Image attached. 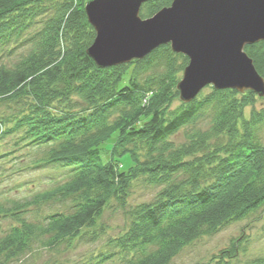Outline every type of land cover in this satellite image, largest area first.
Segmentation results:
<instances>
[{
	"label": "trees",
	"instance_id": "16d2710c",
	"mask_svg": "<svg viewBox=\"0 0 264 264\" xmlns=\"http://www.w3.org/2000/svg\"><path fill=\"white\" fill-rule=\"evenodd\" d=\"M171 3L149 0L139 16L151 18ZM84 7L83 0H0V103L12 108L0 116V139L10 138L16 150L45 151L30 168L56 166L67 176L10 215L73 197L69 211L41 222L17 218L0 256L16 255L32 239L58 250L83 230L85 241L99 240L106 207L126 210L138 185L154 195L129 207L125 231L107 243L115 252L99 262L119 256V264H169L195 240L264 208V108H255L252 91L212 87L174 106L188 58L170 45L100 69L87 54L95 31ZM244 52L264 78V41ZM181 130L185 142L177 145L171 137ZM240 246L235 239L216 264H230L245 252ZM250 263L264 264V256Z\"/></svg>",
	"mask_w": 264,
	"mask_h": 264
},
{
	"label": "water",
	"instance_id": "95a60500",
	"mask_svg": "<svg viewBox=\"0 0 264 264\" xmlns=\"http://www.w3.org/2000/svg\"><path fill=\"white\" fill-rule=\"evenodd\" d=\"M149 0H93L84 11L95 31L88 56L100 69L142 60L163 45L188 58L177 84L179 99L193 101L205 88L252 91L264 97V78L244 52L264 41V0H172L148 19Z\"/></svg>",
	"mask_w": 264,
	"mask_h": 264
},
{
	"label": "rangeland",
	"instance_id": "374dc122",
	"mask_svg": "<svg viewBox=\"0 0 264 264\" xmlns=\"http://www.w3.org/2000/svg\"><path fill=\"white\" fill-rule=\"evenodd\" d=\"M83 1L86 5L93 0ZM202 92L206 93L208 90L204 89ZM180 102L178 99L173 105L176 106ZM7 107V103H0V116H8L11 113L12 108L8 111ZM255 108H264V97H257ZM249 111L250 108L245 109V114ZM171 140L177 145L184 143L185 131L181 130L171 137ZM110 145L111 143L104 147ZM6 151L13 152L0 159V206L6 210V213L0 216V241L11 228L17 226V218L30 223L41 222L47 215L69 211L73 206V197L60 201L50 200L22 210L23 212L17 213L18 217H12L10 213L15 206L25 204L39 193L54 189L65 181L67 176L64 174L65 170L56 166L30 168L34 165L33 162L45 158L46 152L41 149H35L33 152L25 148L16 150L13 149L10 138L0 139V157ZM127 159L129 158L122 159L123 168H126ZM154 193V188L147 189L136 185L128 199L126 210H120L111 202L97 221L96 229L100 230L101 226L100 231L103 233H100L99 240L85 241V238H81L85 231L83 230L69 246L63 244L58 250L51 251L43 248L38 240L32 239L27 242L24 250L14 256L1 254L0 264H119V256H113L114 258L104 263L99 262V256L115 252L107 243L111 237L116 238L125 231L128 225L126 211L129 207L150 200ZM238 238L241 243L239 248L246 250L240 252L230 264H251V260L264 256V208L245 220L229 222L221 226L216 233L195 240L173 257L169 264H216V256L220 251Z\"/></svg>",
	"mask_w": 264,
	"mask_h": 264
}]
</instances>
